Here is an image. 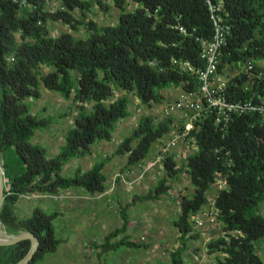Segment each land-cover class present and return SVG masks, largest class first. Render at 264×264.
<instances>
[{
  "label": "trees",
  "instance_id": "16d2710c",
  "mask_svg": "<svg viewBox=\"0 0 264 264\" xmlns=\"http://www.w3.org/2000/svg\"><path fill=\"white\" fill-rule=\"evenodd\" d=\"M56 1L58 7L51 10L46 0H0V151L5 182L0 222L8 233L28 230L38 237L37 250L28 264L59 246L61 240L53 225L58 212L36 205L29 215L20 216L16 212L20 197L55 195L70 188L103 193L107 190L103 169L112 155H126L123 169H127L147 158L155 145L164 146L165 137L183 129L184 121L177 127L172 115L156 119L151 113H142L111 156L103 155L88 169L77 167L71 174L62 173L72 158L90 154L93 144L112 140L117 124L132 114L131 97L138 99L137 107H152L162 102V90L167 88L196 91L197 73L183 70L178 62L188 61L195 70L203 69L201 39L210 40L213 35L206 0H111L118 14L115 23L106 25L98 24L87 13L94 3L106 9L107 0ZM210 4L232 29L217 71L224 73L233 63L247 58L262 69L264 0H210ZM53 21L68 25L72 31L51 35L49 23ZM176 24L185 26L191 35L181 34ZM81 27L86 34L74 35ZM43 67L48 71L44 73ZM41 87L71 101L76 110L64 143L52 156L46 147L31 142L36 130L50 122L32 113L27 100H38ZM226 92L234 102H260L264 82L245 87L244 77L237 76L228 82ZM189 135L193 148L181 164L173 152L158 148L156 156H160L163 175L147 194L135 198L153 200L171 194L168 179L179 180L185 173L193 191L180 196L179 212L172 218L181 245L187 238L198 237L192 232V223L208 209L206 218L214 214L220 229L205 245L207 254L214 256L212 264H264L262 115L245 111L223 126L215 124L209 113L194 121ZM218 182L224 185L216 187ZM213 187L214 200L206 207L207 193ZM128 205L120 211L121 225L98 244L102 252L142 245L122 234L130 226ZM29 248L28 239L0 246V264L16 263ZM181 251L178 248L170 262L163 264H181Z\"/></svg>",
  "mask_w": 264,
  "mask_h": 264
},
{
  "label": "rangeland",
  "instance_id": "374dc122",
  "mask_svg": "<svg viewBox=\"0 0 264 264\" xmlns=\"http://www.w3.org/2000/svg\"><path fill=\"white\" fill-rule=\"evenodd\" d=\"M53 7L49 8L52 10ZM106 7L103 9L94 3L87 13L88 17L100 25L115 23L118 14L116 6L111 0H107ZM49 31L51 35L56 36L62 31L72 30L60 21H53L49 23ZM73 34L83 36L86 31L81 27ZM259 63L263 61L260 60ZM42 71L45 73L48 68L43 67ZM41 89L42 96L38 100H27L32 113L48 118L50 122L46 128L36 130L31 142L40 143L47 148V154L52 156L64 143L65 132L72 124L76 110L74 103L63 99L58 93L44 87ZM162 93L164 94L162 102L152 107L145 105L137 107L138 99L131 97L132 114L117 124L112 140L93 144L90 154L72 158L63 167L62 173L71 174L77 167L88 169L103 155L111 156L118 142L137 123L140 114L151 113L156 119L163 118L165 116L163 106L166 102L175 100L180 94V89L170 87L162 90ZM170 115L174 117L177 127L181 120L184 122L187 120L183 111H175ZM168 138L169 136L164 140ZM161 146L155 145L147 158L127 169H123L126 155H112L103 169L107 176V190L103 193L89 194L80 188H70L62 189L55 195L21 196L16 204V212L20 216L29 215L36 205L47 212H58L53 225L55 235L61 242L54 252L45 255L44 261L39 259L33 264H163L170 262L172 253L178 248L182 249L181 264H212L214 256L207 254L205 245L208 240L220 233V229L216 220L213 222L206 218L208 209L199 214L197 223H192V232L198 237L187 238L184 245H181L179 239L180 232L172 224V218L179 212L180 196L193 191V186L185 173H182L179 180L168 179V182H172L171 194H161L153 200L135 198L136 195L147 194L157 179L163 175L160 161L156 156ZM192 148V144L186 145L180 141L169 151L174 153L175 160L181 164ZM215 192L214 187L208 191L209 203L206 207L213 202ZM127 203L130 226L122 234L127 240L142 245L122 246L118 250L102 252L98 244L108 232L121 225L120 211Z\"/></svg>",
  "mask_w": 264,
  "mask_h": 264
},
{
  "label": "built area",
  "instance_id": "2783aa9c",
  "mask_svg": "<svg viewBox=\"0 0 264 264\" xmlns=\"http://www.w3.org/2000/svg\"><path fill=\"white\" fill-rule=\"evenodd\" d=\"M206 1L209 4L213 20V35L210 40L201 39L200 57L204 59L205 66L203 69L195 70L188 61L178 62L179 67L183 70H191L197 73L199 87L196 91L180 92L175 100L166 102L163 106L165 116L175 111H183L187 120L184 122L183 129H175L172 132L165 145L161 146L162 151L170 150L180 141L186 145L192 144L194 141L189 132L194 121L206 118L209 113L213 115L215 124H222L223 126L232 116L251 110L259 112L264 122V98L260 102H254L251 99L234 102L228 99L226 92L228 82L237 76L244 77L245 87L264 82V61L262 60L263 63H259L263 67L262 69L255 68L253 59L247 58L233 63L224 73L217 71L222 47L227 45L232 29L230 24L225 23L220 16L215 14V7L210 4V0ZM46 3L50 8L54 6V9L59 4L56 0H46ZM175 27L184 36L191 35V32L185 26L176 24ZM174 62L177 61L174 60ZM157 160H160V156L157 157ZM218 185L221 188L224 182H220ZM207 217L213 222L216 219L212 213H209Z\"/></svg>",
  "mask_w": 264,
  "mask_h": 264
},
{
  "label": "water",
  "instance_id": "95a60500",
  "mask_svg": "<svg viewBox=\"0 0 264 264\" xmlns=\"http://www.w3.org/2000/svg\"><path fill=\"white\" fill-rule=\"evenodd\" d=\"M4 183L5 182L3 176V158L0 151V209L4 199ZM25 239L30 240V248L27 253L14 264H28L29 261L32 259L35 251L37 250L39 239L36 235H34L31 231L28 230L20 231L14 234L8 233L5 230L4 224L0 222V246L11 245Z\"/></svg>",
  "mask_w": 264,
  "mask_h": 264
},
{
  "label": "crops",
  "instance_id": "0c3cea01",
  "mask_svg": "<svg viewBox=\"0 0 264 264\" xmlns=\"http://www.w3.org/2000/svg\"><path fill=\"white\" fill-rule=\"evenodd\" d=\"M44 259H45V256L43 258H41V260H43V261H44Z\"/></svg>",
  "mask_w": 264,
  "mask_h": 264
}]
</instances>
